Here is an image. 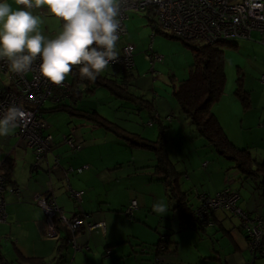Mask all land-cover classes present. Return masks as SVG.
I'll return each mask as SVG.
<instances>
[{
    "label": "rangeland",
    "instance_id": "rangeland-1",
    "mask_svg": "<svg viewBox=\"0 0 264 264\" xmlns=\"http://www.w3.org/2000/svg\"><path fill=\"white\" fill-rule=\"evenodd\" d=\"M147 15H149L147 11L131 12L130 17L126 20L129 36L125 37L127 40L131 37L134 41L130 39L128 41L136 45V65L134 69L127 70L126 74L123 67L109 65L101 72L102 76H108L118 81V84L122 86H124V81L128 78L126 96L133 98L130 99L129 105L122 106L120 102L126 98L118 97V94L106 86L98 87L95 93L84 88L83 92L77 95V101L79 102L76 105L83 109L88 108L84 107V105H94V107H98L104 117L113 121L117 128H121L122 130L134 128L133 132L128 131L120 134L113 133L110 128L107 131L102 128L100 134H106V137H100V140H106V147L110 146L111 143H115L116 145H111L110 147L115 148L116 151H121L118 153H122L124 149L126 151L125 154L133 157V162L148 163V161H153L152 171L158 169L157 162L163 153L164 147L155 140L141 137L143 133L146 135L149 129L146 131L143 129L147 121H145V125L142 122L141 125H138L140 116L137 113V102L141 103L142 101V104L145 106L141 112L142 117L145 119L149 117V110L153 108L164 113L165 117L169 114L172 123L179 125L183 131L180 132L179 138L176 135L178 133L176 132L177 129L174 127L172 132L175 131V133L172 134L170 132V136L173 135L176 141L168 138L169 136L166 138L167 141L163 138L160 141L171 149L175 147L178 149L180 147L183 151L182 153L180 150V156H182L180 158V163H182L180 166L184 167L181 170L183 171L181 172L183 176L180 179V185L183 191L188 192L190 202L194 206L201 204L200 195L205 192L200 191H203L205 188H203L204 186L200 189L197 188L199 181H204L203 183L210 187L212 193L225 187V183L220 184L221 179L218 177V169H220L218 161L220 160L226 167L225 171L229 170L230 175H233L230 178V181L233 182L231 188L233 190L240 189L241 198L239 199V204H243L242 207L248 204L252 211L264 214V201L259 191L249 181L244 186L240 185L241 181L239 179L242 174L237 168L236 162L220 155L211 146L209 147V142L207 143L206 138L200 135L196 125L192 123V120L181 109L175 95V86H178L189 75L190 64L194 59L193 49L181 39L172 38L162 34L160 31L156 32L151 25L153 24L152 20ZM62 28V19L55 15H51L40 24L42 34L50 39L52 37L55 38L62 31ZM255 34L259 35L258 33ZM241 46L228 44L223 46L225 49L226 84L222 97L213 105V111L218 115L230 139L239 146L250 143V151L253 158L261 160L264 159V126L260 128L257 119L263 117L262 120H264V91L262 93L259 86V81L262 82L261 79L264 74V53H255L254 51L250 53L248 49L244 50L243 46ZM152 51L156 52L159 56L155 57V62L147 57V55L153 56ZM257 55H260L259 59L256 58ZM249 67L251 69L247 70ZM115 70H117L116 73ZM66 77L71 79L69 73ZM241 77L244 79L243 84L245 88L247 85H251L250 89L253 91L248 89L251 95L253 92L256 93L259 90L257 95L253 93L254 99L260 102L259 105H253L252 102L251 106H245L242 99L236 94L238 80ZM246 79H248L247 85L245 83ZM165 105L167 106L165 107ZM51 106L53 105L49 102L48 107ZM118 109L119 111L117 112ZM245 112L248 113L245 115ZM70 116L73 119L70 124L78 125L79 128L82 125L92 123V120L86 117L78 116L76 113L70 115L64 110H54L51 113H45V117L47 121L49 120L50 125H52V129L58 131H62L67 126L68 121L66 122L65 120L66 117L69 118ZM251 124L253 127L249 128ZM48 131H50V128H48ZM15 133L16 128H13L8 136L0 137V149L7 152L3 158L8 161L7 163L12 164L13 167H15L14 160L18 159V165L14 170L16 176L20 173V179L24 180V175L19 170L23 164V160L34 164L35 157L33 149L27 145L25 140L20 141L21 143L18 144V138L13 142H6L7 139L9 140V136L16 137ZM113 139H115L114 142L111 141ZM181 144L183 146H179ZM14 147H16V152L14 155H11L10 151ZM169 152H173V150H169ZM152 154L158 155V157L153 159ZM2 155L3 152H1L0 156ZM170 156L173 157L172 155ZM199 156L202 159L205 157L206 161L211 162L212 167H207V162L204 163L205 159L201 161ZM124 162L127 163L129 161L124 160ZM174 164L177 165L178 161ZM130 167L133 168L127 165L126 169ZM145 169L148 168L146 167ZM101 171L103 170H100L99 173ZM237 172H239V176L237 175L234 178V174H237ZM99 173L98 175L95 173L93 177H99ZM42 177L44 176H40V178ZM71 178H73V175ZM98 179L93 178L90 180L94 186L85 189L87 192L91 191L94 195L95 192H98L106 196V189ZM44 182L42 184L46 185L45 180ZM135 183L138 190L146 191L147 185L144 183L143 177L141 180L139 178L136 179ZM74 189L79 190L78 188ZM166 202V204L162 203L167 208L165 214H161L155 210V207L159 204L156 203L153 208L141 212L142 216L140 220H138L137 214L136 216L135 213L133 216L127 215L125 211L122 212V215L110 216V220L114 218V232H117L116 236L121 239L120 243L116 248L91 246L92 248L89 250L84 249L83 254H85L86 258H81L79 260L80 264H156V260L159 261V264H163L165 260L166 264H264V252H262L260 245H257L259 247L255 250L250 240L248 241L247 235L243 230L245 227L242 228V224L246 223V221L244 222L242 219L244 222L242 223L238 213L233 212L237 214L235 215L227 211L228 218L224 219L225 227L223 228L220 224H214L216 223L215 219H213L214 214L211 217V225L210 223H204V220L200 222L196 221L199 228L200 226L204 227L200 230L195 228V226L183 227L182 223L184 221H188L189 218L192 220L191 213L189 212L188 218H181L179 209H175L176 203L171 201V199ZM30 204L28 202L24 205L30 206ZM69 207H72V210L67 208L64 215L71 219L73 218L70 216L71 212L73 210L76 211L75 204H71ZM31 209L34 208L18 206L10 200L8 201V213L11 217L6 222L7 225L3 226L2 231L4 232L0 234L1 255L5 257V260L9 264H31V262L41 261L39 259L41 257L44 264H54L60 261V259L56 260L61 256L58 246L64 245L63 255L69 257L68 260H71L74 257L72 239L77 238L76 243H78V235L84 231L75 227L78 231L74 234L70 227L74 222L75 226L79 222H82V225L86 224L83 223L87 219L85 214L81 212L73 222L64 218L60 219V221L58 220L59 222L55 221L58 233L61 234L60 238L58 233L53 236L49 235L46 213H44L46 232L40 234L34 225L33 215L29 216L31 214L29 210ZM219 214L223 218L226 217L224 210H219ZM61 229L63 230L60 231ZM231 229L232 232L230 231ZM137 230L144 233L147 232L146 234L150 238L148 246H145L144 243L136 238ZM65 233L66 236L70 235V237L63 238L65 237ZM63 239L65 240L63 241ZM153 243L156 246L154 249L158 248V250L155 249L158 259L156 255L154 256V251L143 252L146 248H153ZM110 249L114 250V258L108 256L110 255L108 254ZM63 259L60 263L63 264L65 262L67 264L68 260ZM73 260L75 263V259ZM2 262L3 259L0 256V264Z\"/></svg>",
    "mask_w": 264,
    "mask_h": 264
},
{
    "label": "crops",
    "instance_id": "crops-1",
    "mask_svg": "<svg viewBox=\"0 0 264 264\" xmlns=\"http://www.w3.org/2000/svg\"><path fill=\"white\" fill-rule=\"evenodd\" d=\"M7 3H9V5L11 6L13 10L24 7L23 5H17L15 3V0H7ZM33 14L40 18L41 23H43L44 20H47L51 15H54L50 13L46 5L42 6L39 9H33ZM129 39L133 40L131 37ZM234 41H235L234 42L235 46L239 47L242 45L243 47L242 46L241 47L244 50L248 49V52L250 53L252 51H254L255 53H258V52L264 53V43L259 41V35H256L255 33L253 35V38L251 39H237ZM152 52L156 54V52L154 51ZM257 56L256 58L259 59L260 55L258 57ZM250 69L251 68L249 67L247 70H250ZM116 71L117 70H115V73ZM124 72L127 74V71L125 69H124ZM65 79L71 80L68 77H66ZM247 82H248V79L245 80L246 85H247ZM262 82L259 81V86L261 88V92L263 93L264 84ZM9 85H11V78L9 74L6 73L0 67V88L6 87ZM250 86L251 85L246 86L247 90L249 89L253 91L252 89H250ZM76 87L78 88V90L75 91L74 94H70L69 96H67L62 101V103L59 104L62 106L66 105L65 109H59V110H62V111L64 110L70 115H74L76 113L78 116H83V117L88 118L89 120H92V123H90L89 125H82L81 128H79L78 125H75L73 123L70 124V122L73 121L72 117L70 116L69 118L66 117V120H65L66 122L68 121L67 126L63 128L62 131H58V130L52 129V125H50L49 120H48V127L50 128L51 133L54 135L52 153L49 154L47 160L43 162L42 165L40 166H35L33 163H30L29 161L23 160V164L19 170L22 171V174L24 175V180L20 179V173H18V176H16V172L14 170V168H16L18 165L17 163L18 159L14 160L15 167L12 166V168L10 169L9 167H7V165H9V163H7L8 161L5 158H3L4 154L7 152L0 149V154L1 152H3V155L0 156V168H1L2 173L7 178L8 186L10 188L12 187L19 188L21 191L20 194L12 192L10 190H8L5 193V199L7 201V213H8V201L9 200L18 206H23L26 208H34V209L29 210L31 211V214H29V216L33 215L34 225L37 228L38 232H40V234L42 233L44 234L46 232V224L44 223V213L45 212H44V209L41 207V205L37 202L38 197H41L42 195L46 194L48 189L50 190V188L52 187L55 188V195H56L58 205L63 208L65 214H66L65 210L67 208H70V210H72V207H69V206L71 204H75L76 211L73 210L70 215L71 217H73L74 215L77 214V211H78L77 200L70 195L69 187L71 189L78 188L79 190L85 191V194L82 198V202H83V207L85 209L84 212L87 214L86 216L87 219H85L84 221L86 224H84V232H80V234L78 235L79 248L76 250L72 246L73 251H74L73 253L74 257H72L71 260L69 259L70 260L69 261L68 260L69 257L64 256L65 258L63 260L65 259L68 260L67 264H73L74 263L73 259H75L74 264H80L79 260H81V258H84V259L86 258L84 256L85 254H83V250L84 249L89 250L92 248L91 246H98V247L106 246L108 248L110 247L116 248V246L120 243L121 239L116 236L117 232H114V228H115V224L113 223L114 218L110 220V216L112 215L114 216L117 214L122 215V212L124 211V209L130 206L131 201L136 200L138 202V209H136V212H135V216L137 214L138 220H140L142 216L141 212L147 211L153 208L156 203L166 204L167 203L166 201H168L169 199H171V201H174L176 203L174 198L170 196V192L167 189L166 184L164 183V179H165L164 173L158 169H155L154 171L151 170L153 168V163H152L153 161H148V163L147 162L139 163V161L133 162L134 161L133 157H130L129 155L125 154L126 151L124 149L122 153H118L120 150L116 151L115 148L110 147L111 145H116L115 143H111L110 146L106 147V143H107L106 140H102V141L100 140V137H106V134L105 135L100 134V132L102 131V128L106 129V131L107 129L110 128V130L116 134L117 133L120 134L122 132H128V131L133 132L134 128H130L128 130L123 129L124 131L121 128H117L115 126L116 124L113 121L104 117L100 113L98 107L96 106L94 107V105L93 106L84 105V107H88L87 109L78 107L76 105L79 102L77 101V95L78 94L80 95L83 92V85H77ZM96 91L97 89H95L92 92L95 93ZM253 93L257 95L259 93V90L256 93L255 92ZM253 93L251 95L253 105H256V104L259 105L260 102L254 99ZM130 99H133V98L122 99L120 104L122 106L129 105ZM142 103H143L142 101L141 103L137 102L138 104L137 113H138V116H140L139 117L140 122L139 124L137 122L135 123H137L138 125H141V122H142L145 125V121H147L145 128L143 129L145 131L149 129V132L146 133V135L145 133H143L141 137L146 138L148 140H153V141L155 140L157 141V143H161V145H163L164 156L168 158L172 167L181 174L180 175V179H181V177L183 176V174L181 173L183 171L181 170L184 167L180 166L182 164L180 163L181 162L180 158H182V156H180V150H181L180 147L178 149H176V147L171 149L167 147L166 144L164 143L162 144L160 139L163 138L165 141H167L166 139L167 136H169L168 138L170 139H174L173 135L170 136V132L172 134L175 133V131L172 132V130H174V127L177 129L176 132H178L176 134L177 137L180 138V132L183 130L180 129L179 125H175V123H172V119L170 118L171 116L169 114L166 115L165 117L164 113H161L158 109L153 108L149 110V117H147L146 119L143 118L141 115L142 114L141 112L143 111V108L145 106ZM52 105L53 106L48 108L47 112L51 113V111L58 110V109H55V107L59 105H55V104H52ZM166 106L167 105H165V107ZM76 108L83 109V111H75ZM118 111L119 109L117 110V112ZM91 112L93 113L91 114ZM247 113L248 112H245V115ZM96 117L102 118V120H104V124L100 122L99 120H97ZM262 119L263 117H259L257 119L259 121L260 128L264 126V123H262L264 120ZM112 127H113V130H112ZM252 127L253 125L251 124L249 128H252ZM193 129L195 130V128ZM70 134L74 135L76 140L79 141L81 144V149H79L78 151L72 150L70 146H68L64 142V137ZM193 135H195V133H193ZM9 137H10L9 140L8 139L6 140L7 143L10 141L13 142L16 140V138H18L17 136L14 138L12 136H9ZM20 141L22 140H18L17 144L21 143ZM111 141L114 142L115 139ZM174 141H176V139H174ZM139 144H142V143H139ZM244 145H247L250 149V143H245ZM179 146H183V144ZM169 150H173V152H169ZM10 152H11L10 153L11 155H14L16 152V147H14ZM181 152L183 153L182 150ZM54 153L56 154L58 153L61 156V161H60V164L58 165L55 164V160L52 155ZM170 155H172L173 157H171ZM155 157L157 158L158 155L152 154V158L155 159ZM199 157L201 158V161L205 159V157H203V159L201 156ZM124 160H128L129 162L126 163L124 162ZM176 161H178L177 165L174 164L176 163ZM206 162L208 164L207 167L209 168L212 167L211 162H208L205 159L204 163ZM218 162L220 165V169H218V177H220L221 179L220 184L225 183V187L227 185L231 186L233 182L230 181V178L233 175H230L229 170L225 171L226 167L220 162V160ZM84 165H88V167L85 168L82 173L71 171V167H73L74 169L78 167H83ZM127 165H130L133 168L130 167L129 169H126ZM157 165H158V162H157ZM146 167L148 169H145ZM100 170H103V171L99 173ZM66 173L68 174V178L66 177ZM95 173L97 175L99 173V177H93ZM238 173L239 172H237V174H234V178L237 177ZM72 175H73V178H71ZM40 176H44V177L40 178ZM142 177H143L144 183H146L147 185V188L145 189L146 191H141L136 188L137 186V184L135 183L136 179L139 178L141 180ZM93 178H99L98 181L106 189V196L98 192L97 193L95 192V195L91 191L87 192L85 188L94 186L90 181ZM44 180L46 181V185L42 184ZM239 180L240 181L242 180L240 182L241 183L240 185L242 186L244 177H240ZM203 182L204 181H199V186H197V188L199 189L204 186L203 188L205 189H203V191H200V192H206L211 195H214L217 192L225 188L224 187L223 189L217 190L215 193H212L211 192L212 190L210 189V187L207 186ZM185 185L187 184L185 183ZM28 202L31 203L30 206L24 205V204H27ZM112 207H117L119 209L115 210V209H112ZM243 208L250 212H254V213L256 212V211H252L248 204L243 206ZM175 209H177L176 204H175ZM256 213L264 215L261 212H256ZM225 214H226V217L223 218L222 215L219 214V210L215 211L213 215L214 217L213 219H215L216 223L214 224L215 225L220 224L222 228L225 227L224 219L228 218V214L226 212ZM10 217L11 215L9 216V213H8L7 220L4 223H0V234L4 232L2 231L3 226L7 225L6 222L8 221ZM88 221L92 223H97L100 221L105 222L106 231L103 232L102 230H99V229H95L93 231L90 230V227L87 225ZM46 222L48 223V220ZM10 228H11V225H10ZM62 230L63 229H61L60 231ZM48 231H49V223H48ZM230 231L232 232V229ZM146 233L140 230H137L135 236L136 238L139 239V241L144 243L145 246H148V243L150 242V238L148 237L149 235ZM59 235H60L59 237L61 238L60 233ZM64 240L65 239H63V241ZM0 242H1V239H0ZM61 246H62L61 250L59 249L60 246H58V251L60 252V254L64 253V245H61ZM149 251H154V256L155 255L157 256V252L153 248H150V247L149 249L146 248V250L143 252H149ZM113 252L114 250L110 249L108 253L110 255L108 256H112V258H114Z\"/></svg>",
    "mask_w": 264,
    "mask_h": 264
},
{
    "label": "built area",
    "instance_id": "built-area-1",
    "mask_svg": "<svg viewBox=\"0 0 264 264\" xmlns=\"http://www.w3.org/2000/svg\"><path fill=\"white\" fill-rule=\"evenodd\" d=\"M119 2L120 15L118 19L120 20V27L117 41L119 58L115 62H110L109 65H119L124 69H133L136 65V45L125 37L128 34L126 20L130 17L131 12L149 11L157 18L156 25L159 28L167 30L179 38L183 37L191 41L198 40L209 44L229 43L237 39H251L254 33H258L259 41L264 43V0H119ZM147 57L154 62L155 57L159 56L153 53V56L147 55ZM40 62V58L37 57L30 71L16 74L11 70L7 58L0 59V67L11 78V85L0 88V114L10 104L22 106V109L28 114L27 118L15 127L16 136L19 140H25L27 145L33 149L35 166L42 165L53 149L54 135L48 131V121L45 117L49 102L59 105L67 96L78 90L68 79H64L62 85L52 83L41 74ZM76 66L79 65L72 67ZM262 81L264 82V75ZM64 142L74 151L81 148L80 143L72 134L66 135ZM52 155L55 164H60V154L54 153ZM87 167L88 165L74 169L71 167V171L80 173ZM66 177L68 178L67 173ZM9 188L7 178L0 168V223H4L8 216L5 193L8 190L21 193L19 188ZM52 188L37 199L47 215L48 233L51 236L58 233L55 221L59 222L60 219L64 218L73 222L77 218L74 216L70 219L64 215L63 208L58 205L55 188ZM69 193L77 201H82L83 190H74L69 187ZM200 199V207L191 213L192 220L189 218L190 220L182 223L183 227H196L198 226L196 221L200 222L201 220L211 225L212 214L217 210L236 212L241 220L246 221L244 223L242 220V223H244V229L247 230L253 248L257 250L259 247L257 245H260L262 252H264V217L250 216L238 204L240 195L237 191L226 189L209 197L201 194ZM136 209H138V202L133 200L126 212L133 216ZM83 214L87 216L86 213ZM74 223L70 227L74 234L78 231L76 228L84 231L82 222L76 223V226ZM87 225L92 231L95 229L106 231L105 222L92 223L88 221ZM76 242L77 238H73L74 247L77 245Z\"/></svg>",
    "mask_w": 264,
    "mask_h": 264
},
{
    "label": "clouds",
    "instance_id": "clouds-1",
    "mask_svg": "<svg viewBox=\"0 0 264 264\" xmlns=\"http://www.w3.org/2000/svg\"><path fill=\"white\" fill-rule=\"evenodd\" d=\"M23 8L13 10L0 0V59L7 58L16 74L30 71L37 57L41 74L62 85L72 66L79 65L82 78L96 77L119 58V0H15ZM46 5L51 14L64 21L55 38H46L41 20L33 9ZM28 114L22 106L10 104L0 114V137L22 123ZM155 210L167 212L163 204Z\"/></svg>",
    "mask_w": 264,
    "mask_h": 264
},
{
    "label": "trees",
    "instance_id": "trees-1",
    "mask_svg": "<svg viewBox=\"0 0 264 264\" xmlns=\"http://www.w3.org/2000/svg\"><path fill=\"white\" fill-rule=\"evenodd\" d=\"M147 14H149L147 16L149 17V19L152 20L153 24L151 25L153 26L156 32L160 31L162 34H165L172 38L181 39L187 45L191 46V48L193 49L194 59L190 64L189 75L186 78H184L179 83L178 86H175L176 87L175 95L177 96L181 109L192 120V123L196 125L200 135L206 138L207 143L209 142L208 143L209 147L211 146L212 148L216 149V151H218L220 155L228 157L236 162L237 168L242 174L240 177H244L242 186H244L247 181L251 182V184L259 191V194L264 201V159L258 160L256 158H253L252 153L247 145L239 146L233 140H231L226 130L224 129L220 119L213 111V105L222 97L226 84L225 49L223 46L225 44L235 45L234 44L235 41H231L229 43L216 42L209 44V43L200 42L198 40L191 41L183 37L179 38L173 35L172 33H170L169 31L159 28V26L156 25L157 18L154 16V14H152L149 11H147ZM62 22L64 24L63 20ZM79 69L80 66L72 67V71L69 73L71 77V80L69 81H71L74 87H76L77 85H83V90L84 88H87L92 92L100 86H106L110 88L112 91H114V93L118 94V97L129 98L128 96H126L127 94L126 85L128 83V78H126V80L124 81V86L118 84V81H115L109 78L108 76H102L101 73L96 77L95 81H90L87 78H82ZM125 70L127 71L132 69H125ZM243 80L244 79L242 77L239 78L236 94L242 99L245 106H251L252 105L251 93L249 90H247L244 87ZM65 106L66 105L63 106L59 105L55 107V109L58 110L65 109ZM76 111H83V109L76 108ZM92 113L93 112H91V114ZM96 119L104 124V120H102V118L96 117ZM53 143L54 142H52V145ZM12 166H13L12 164L7 165V167H9L10 169L12 168ZM157 167L158 170L164 173V177H165L164 183L166 184V187L170 192V196L176 199L175 200L176 206L177 209H179L181 218L184 217L188 218L190 213H192L194 210L200 207V204L194 206V204H192V202H190V199L188 198V192L182 191L180 185L181 174L172 167L168 158L164 156V153L160 155V160L158 161ZM226 189L233 190L231 186L227 185L223 190L219 192H222ZM233 191H237V193L240 195L241 198L240 190H233ZM202 194H205V197L213 196L206 192ZM77 209H78L77 214L74 216L79 215L81 212L85 213L84 212L85 209L83 207L82 201H77ZM112 209L116 210L119 208L112 207ZM126 209H124L125 213H126ZM224 211L227 212V210ZM246 212L250 216L259 215L264 217V215L250 212L248 210H246ZM243 227L244 226L242 224V228ZM195 228L201 230L204 227L200 226L199 228L198 226H196ZM243 230L247 235V239L249 241L250 238H248L247 230L244 228ZM66 237H70V235L66 236L65 234V238ZM61 247L62 246L59 247L60 250ZM152 247L154 249V247H156L155 244L152 245ZM155 249L158 250V248ZM0 256L3 259L2 264H9L8 261L5 260V257L1 255V246H0ZM63 258L64 255L62 253L61 256L56 260L60 259L61 261ZM39 259H41V261L31 262V264H44L43 258L41 257ZM60 261L55 262L54 264H61ZM165 261L163 264H166Z\"/></svg>",
    "mask_w": 264,
    "mask_h": 264
},
{
    "label": "bare ground",
    "instance_id": "bare-ground-1",
    "mask_svg": "<svg viewBox=\"0 0 264 264\" xmlns=\"http://www.w3.org/2000/svg\"><path fill=\"white\" fill-rule=\"evenodd\" d=\"M132 202V201H131ZM101 222V221H100ZM76 250L79 248V246H78V243H77V245L74 247ZM156 264H159V261L158 260H156Z\"/></svg>",
    "mask_w": 264,
    "mask_h": 264
},
{
    "label": "water",
    "instance_id": "water-1",
    "mask_svg": "<svg viewBox=\"0 0 264 264\" xmlns=\"http://www.w3.org/2000/svg\"><path fill=\"white\" fill-rule=\"evenodd\" d=\"M158 256V255H157ZM156 256V258L158 259V257Z\"/></svg>",
    "mask_w": 264,
    "mask_h": 264
}]
</instances>
